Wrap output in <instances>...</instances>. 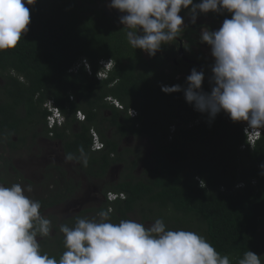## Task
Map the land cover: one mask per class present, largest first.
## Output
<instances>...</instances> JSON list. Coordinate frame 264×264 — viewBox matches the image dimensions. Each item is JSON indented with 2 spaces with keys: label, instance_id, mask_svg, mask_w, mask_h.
<instances>
[{
  "label": "trees",
  "instance_id": "trees-1",
  "mask_svg": "<svg viewBox=\"0 0 264 264\" xmlns=\"http://www.w3.org/2000/svg\"><path fill=\"white\" fill-rule=\"evenodd\" d=\"M103 2L36 0L25 5L30 10L27 33L15 49L0 52V97L7 100H0V143L16 151L25 145L26 133L35 132L32 138H37L40 127L88 176L102 179L111 167L121 165L122 179L107 185L103 196L112 192L124 199L103 203L94 211L96 219L101 210L111 209L114 223L138 213L139 223L151 225L163 219L168 229L206 237L221 255L229 256L231 264H238L248 250L260 256L264 134L252 148L240 150L245 143L244 122L235 123L223 112L210 120L185 101L183 92H162V85L186 87V82L158 74L163 60L146 59L142 50L131 47L127 29L104 12ZM199 16L218 24L231 18ZM190 35L184 36L189 42ZM109 60L113 69L105 80H97L99 63ZM75 66L78 70L71 72ZM106 98L119 102L122 110ZM46 101H52L65 118L61 128H46L48 113L42 108ZM130 109L137 113L134 119L127 115ZM78 111L84 122L76 120ZM90 131L104 146L99 152L91 150ZM128 136L148 140L152 148L147 167L137 178L138 160L129 161L130 151L120 149ZM54 169L57 175L58 168ZM60 177L64 178L62 173ZM47 194L40 201L45 209L70 200V190ZM53 238L42 247L59 259L66 250L64 236Z\"/></svg>",
  "mask_w": 264,
  "mask_h": 264
},
{
  "label": "clouds",
  "instance_id": "clouds-1",
  "mask_svg": "<svg viewBox=\"0 0 264 264\" xmlns=\"http://www.w3.org/2000/svg\"><path fill=\"white\" fill-rule=\"evenodd\" d=\"M35 2L0 0V52L15 49L27 33L30 10L25 5ZM108 7L123 14L119 22L127 29L129 45L152 57L186 27L182 11L192 24L202 14H229L231 18H225L218 30L205 26L199 35L200 42L210 47L214 61L211 91L203 90L205 73L196 68L187 76L186 87L162 85L161 91L183 92L185 101L210 120L223 112L235 123H246L245 132L252 130L258 140L261 138L264 0H111ZM110 63L112 60L106 65ZM66 159L73 157L69 154ZM30 192V185L0 184V264H231L229 256L221 255L206 237L194 231L168 229L163 219L148 226L132 219L114 223L111 209L101 210L99 219L76 217L72 226L61 224L66 250L57 259L41 251L37 237L50 235L51 221L41 215V202L26 194ZM107 194L106 202L116 201H109ZM238 264L264 262L248 250Z\"/></svg>",
  "mask_w": 264,
  "mask_h": 264
},
{
  "label": "rangeland",
  "instance_id": "rangeland-1",
  "mask_svg": "<svg viewBox=\"0 0 264 264\" xmlns=\"http://www.w3.org/2000/svg\"><path fill=\"white\" fill-rule=\"evenodd\" d=\"M109 2L108 0L106 3ZM105 3V4H106ZM119 16V15H118ZM120 17V16H119ZM190 21L186 20L187 25ZM201 26L212 27V30H218L222 24L213 23L209 18H197L196 21ZM185 44V43H184ZM209 50V49H208ZM207 49L193 48L192 56H202L205 54L211 57L210 51ZM211 59V58H210ZM20 80V79H19ZM2 81V80H1ZM3 82H0L2 87ZM26 133V132H25ZM35 132H27L25 145L20 146L16 151H11L5 147L4 142L0 143V184L10 186L14 183H19L24 187L31 186L32 192L26 193L30 198L41 201L47 199L50 194L55 192L70 190V201L64 199L60 206L45 209L41 207V215L51 221L52 231L47 239L38 236L37 239L42 247L43 242L51 244L54 242L53 237L61 236L60 225L66 222L69 226L75 224L76 217H86L89 219L95 218V212L101 205L103 200V190L107 188L109 183H116L122 179V169L118 166L111 167L102 179H94L89 175V180L80 174L78 169L79 163L70 162L62 155L61 145L56 141H50L41 132V128H36V133L40 134L37 138H32ZM42 133V135H41ZM120 147H127L130 151L128 160L137 159L138 168L135 172L136 178L142 174V171L147 167L145 162L149 159L151 145L148 140H130L129 136ZM15 142V138H13ZM136 160V161H137ZM54 166L58 168L56 175ZM62 173V177L60 174ZM52 176L51 179L49 177ZM116 180V181H115ZM67 186L69 188L67 189ZM103 197V198H102ZM86 211L87 214H85ZM83 213V214H82ZM83 215V216H81ZM130 219L139 222V214L135 213L130 216ZM148 226L149 224H145ZM264 235V228L261 230ZM41 251L46 253L47 247H42ZM264 257V246L261 255ZM264 262V258H261Z\"/></svg>",
  "mask_w": 264,
  "mask_h": 264
},
{
  "label": "flooded vegetation",
  "instance_id": "flooded-vegetation-1",
  "mask_svg": "<svg viewBox=\"0 0 264 264\" xmlns=\"http://www.w3.org/2000/svg\"><path fill=\"white\" fill-rule=\"evenodd\" d=\"M103 3H100L101 6H103L104 8V12L109 15V16H113V17H117L118 20H120L121 15H123L122 13H120L117 10L114 9H110L108 7V5L110 4L111 0H108L109 2L106 3L107 0H103ZM106 3V4H105ZM119 15V16H118ZM181 15L185 17V22L186 20L189 21V18L187 17L186 14H183V12H181ZM198 18L204 19V18H208L206 16H198ZM210 19V18H209ZM212 21V20H211ZM213 22V21H212ZM214 23V22H213ZM123 26V25H122ZM124 27V26H123ZM205 27V26H201L199 25L197 22L195 24H192L191 22H189L186 27H184L183 31L178 35V37L174 40L171 41L169 43V45H165L162 47V49L156 53V55L154 57H159L163 60L164 64L161 67L157 68V72L160 75H163L165 77H170L173 79V81L175 82H186V78L188 75H190V72L193 68H196L198 71L203 70L205 73V80L203 82L202 88L205 92H210L211 91V85L209 83V78L211 76V65L213 64V58L212 57H207L205 54H203L202 56H192L193 48H201V49H209L210 47L207 44L201 43L199 40V35H200V31L201 28ZM212 30V27H208ZM186 32L190 33L193 32L190 35V41L186 40L184 38ZM185 43V44H184ZM143 56L148 59L152 56H149L146 52L142 51ZM211 58V59H210ZM2 79L0 78V82ZM1 101H7L5 97L1 96L0 97ZM243 124V123H242ZM52 131V130H49ZM263 134H264V130ZM49 136L51 137L52 134H49ZM50 137H46L48 138L50 141L51 140ZM130 140H137L136 138L129 136ZM127 139L125 138L123 141H126ZM122 141V144L124 143ZM57 142V141H56ZM59 143V142H58ZM60 144V143H59ZM120 151V149H119ZM62 155H64L62 153ZM72 162V161H70ZM120 167L122 168V166L120 165ZM118 166V168H120ZM109 172V171H108ZM107 172V173H108ZM138 171H136L137 173ZM80 174H82L85 177V180H89V176L86 175L84 172H80ZM94 179H97L94 177ZM90 181V180H89ZM116 181V180H115ZM113 182L109 183V185H111ZM69 188V186H67V189ZM104 197V198H103ZM103 200L101 202L100 205H102L103 203H106L105 201V196H103ZM70 201V200H68ZM62 203L54 206V207H58L60 206ZM263 237V241L261 244V251H260V255L262 252V248L264 246V235L262 234ZM261 258H264L261 256ZM263 262V261H262Z\"/></svg>",
  "mask_w": 264,
  "mask_h": 264
},
{
  "label": "built area",
  "instance_id": "built-area-1",
  "mask_svg": "<svg viewBox=\"0 0 264 264\" xmlns=\"http://www.w3.org/2000/svg\"><path fill=\"white\" fill-rule=\"evenodd\" d=\"M107 62L108 61H101L99 63V65L101 67V71L96 74V79L99 81L105 80L108 77L109 71L113 68V64L110 63V64L106 65ZM77 70H78L77 66L73 67L72 70L70 69L71 72L77 71ZM86 71L88 74L91 75V71H90V69H88V67H86ZM70 100L72 101L71 97H70ZM106 102H108L110 105L114 106L116 109L122 110L120 103L117 102L116 100H114L112 98H106ZM43 108L48 113V115L46 117V127L48 130H53L55 128H61L64 125L65 118L63 117V115L60 113L59 109L55 106V104L52 101H46L43 104ZM131 111L133 113L132 115H131ZM131 111L129 110L127 112V115L129 116V118L134 119L137 116V113L133 109H131ZM75 118L78 122H84L85 121V116L80 111L76 112ZM242 127H243V133L245 135V143L240 147V150H245L247 147L252 148L255 145V143L257 142L259 135L254 134V132L252 130L245 132V129L247 128L246 123H243ZM90 135H91V140H92L91 150L93 152L101 151L104 148V146L100 142L97 134L93 131H90ZM107 198L109 201H115L117 199L123 200L124 196L122 194L108 193Z\"/></svg>",
  "mask_w": 264,
  "mask_h": 264
}]
</instances>
